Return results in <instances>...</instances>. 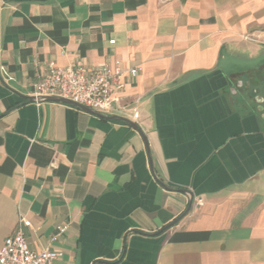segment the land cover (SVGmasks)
<instances>
[{"label":"crops","instance_id":"crops-1","mask_svg":"<svg viewBox=\"0 0 264 264\" xmlns=\"http://www.w3.org/2000/svg\"><path fill=\"white\" fill-rule=\"evenodd\" d=\"M50 62L119 64L141 132L26 102ZM263 69L264 0H2L0 248L25 220L53 264H264Z\"/></svg>","mask_w":264,"mask_h":264},{"label":"built area","instance_id":"built-area-1","mask_svg":"<svg viewBox=\"0 0 264 264\" xmlns=\"http://www.w3.org/2000/svg\"><path fill=\"white\" fill-rule=\"evenodd\" d=\"M2 0H0V9ZM114 44V40L109 41ZM132 76L136 70H129ZM125 70L119 64L113 68L105 64L87 67L72 63L65 67L50 62L44 66V73L33 82H29V96L56 97L69 100L92 111L124 118L137 116L136 109H128L120 104L118 93L123 89L121 81ZM201 200L197 204L201 205ZM30 223L21 220L12 234L5 238L0 248V264H53L62 256L59 251L31 250L26 242L22 228Z\"/></svg>","mask_w":264,"mask_h":264},{"label":"water","instance_id":"water-1","mask_svg":"<svg viewBox=\"0 0 264 264\" xmlns=\"http://www.w3.org/2000/svg\"><path fill=\"white\" fill-rule=\"evenodd\" d=\"M26 102H34V103H40V102H61V103H64V104H67V105H70L74 108H77V109H80V110H83L85 112H88V113H91V114H94L100 118H104V119H107V120H114V121H119V122H122V123H125L127 125H129L130 127L134 128L135 130L141 132L139 126L129 120V119H126V118H123V117H120V116H115V115H105V114H101V113H98V112H95V111H92L88 108H85L83 106H80L76 103H73L69 100H65V99H61V98H56V97H32V96H28L26 97ZM186 193V191H184ZM191 203H192V196H190V202H189V205L186 209V212L189 210L190 206H191ZM175 222H172V224H170L169 226L163 228V230L167 229L168 227L172 226Z\"/></svg>","mask_w":264,"mask_h":264},{"label":"flooded vegetation","instance_id":"flooded-vegetation-1","mask_svg":"<svg viewBox=\"0 0 264 264\" xmlns=\"http://www.w3.org/2000/svg\"><path fill=\"white\" fill-rule=\"evenodd\" d=\"M259 81H260V82H259ZM257 83H258V84H257ZM259 84H262L261 87L264 88V69L262 70V73H260V78H259V80H258L257 82H256V81L253 82V84L251 85L253 93L255 92V90L257 89V85H259ZM256 95H257V94L254 93V95H253L252 98H255ZM262 104H263V102H262ZM262 108L264 109V106H262Z\"/></svg>","mask_w":264,"mask_h":264},{"label":"rangeland","instance_id":"rangeland-1","mask_svg":"<svg viewBox=\"0 0 264 264\" xmlns=\"http://www.w3.org/2000/svg\"><path fill=\"white\" fill-rule=\"evenodd\" d=\"M254 64L257 63L256 61L253 62Z\"/></svg>","mask_w":264,"mask_h":264}]
</instances>
